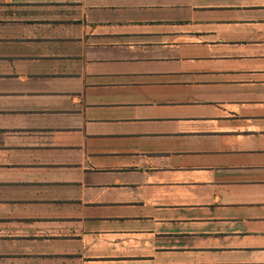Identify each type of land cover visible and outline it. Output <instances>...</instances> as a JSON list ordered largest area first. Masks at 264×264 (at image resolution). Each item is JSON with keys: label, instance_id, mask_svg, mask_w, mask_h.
Returning a JSON list of instances; mask_svg holds the SVG:
<instances>
[{"label": "crops", "instance_id": "crops-1", "mask_svg": "<svg viewBox=\"0 0 264 264\" xmlns=\"http://www.w3.org/2000/svg\"><path fill=\"white\" fill-rule=\"evenodd\" d=\"M0 264H264V0H0Z\"/></svg>", "mask_w": 264, "mask_h": 264}]
</instances>
